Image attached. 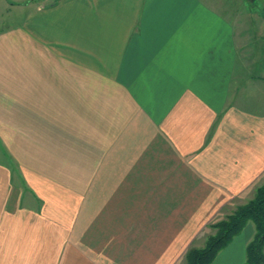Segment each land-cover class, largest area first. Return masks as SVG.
<instances>
[{
    "label": "crops",
    "instance_id": "1",
    "mask_svg": "<svg viewBox=\"0 0 264 264\" xmlns=\"http://www.w3.org/2000/svg\"><path fill=\"white\" fill-rule=\"evenodd\" d=\"M222 1L0 0V264H183L255 195L264 13Z\"/></svg>",
    "mask_w": 264,
    "mask_h": 264
},
{
    "label": "trees",
    "instance_id": "2",
    "mask_svg": "<svg viewBox=\"0 0 264 264\" xmlns=\"http://www.w3.org/2000/svg\"><path fill=\"white\" fill-rule=\"evenodd\" d=\"M249 221L255 225V234L246 248V264H264V184L256 189L253 199L212 224L216 232L208 237L202 248L188 250L185 264L211 263Z\"/></svg>",
    "mask_w": 264,
    "mask_h": 264
},
{
    "label": "rangeland",
    "instance_id": "3",
    "mask_svg": "<svg viewBox=\"0 0 264 264\" xmlns=\"http://www.w3.org/2000/svg\"><path fill=\"white\" fill-rule=\"evenodd\" d=\"M28 2H30V1H34V0H27ZM210 3H214V4H220V0H208ZM223 2V5H222V9L226 12V13H228V14H238L239 16H240V18H242V17H247V15H249V16H251L252 14H254V13H264V0H223L222 1ZM1 12V11H0ZM2 16H1V14H0V18H1ZM8 17H10V15L8 16ZM252 17V16H251ZM246 22H249V21H246ZM12 23H15V21H12V20H9V19H0V28H4V27H6V26H9V25H11ZM247 24V23H246ZM241 25H244V23H242ZM250 26V25H249ZM255 26L256 27H259V25H258V21H255ZM262 184H264V182L262 183ZM262 184H260V185H258L256 188H255V192H256V189L259 187V186H261ZM255 196V195H254ZM254 196L251 198V199H253L254 198ZM251 199H249V200H251ZM248 200V201H249ZM247 201V202H248ZM247 202H245V203H243V204H241V205H244V204H246ZM240 206V205H239ZM238 206V207H239ZM237 209V208H236ZM235 209V210H236ZM233 212V211H232ZM231 212V213H232ZM231 213H229V214H231ZM227 216V215H226ZM225 216V217H226ZM224 218V217H223ZM222 218V219H223ZM219 220H221V219H217L215 222H217V221H219ZM215 222H213V224L215 223ZM250 222V221H249ZM211 230L213 231V233H210L209 235H208V237L210 236V235H212V234H214L215 232H216V229L212 226V224H211ZM241 232V231H240ZM208 237H207V239H208ZM207 239H206V241H207ZM205 244H206V242H205ZM205 244H204V246H205ZM193 247H196V246H192L191 248H193ZM203 246H201V247H197V248H202ZM191 248H189V249H191ZM188 249V250H189ZM188 250H187V252H188ZM186 252V253H187ZM186 254H185V256H184V261H183V264H185V261H186Z\"/></svg>",
    "mask_w": 264,
    "mask_h": 264
}]
</instances>
